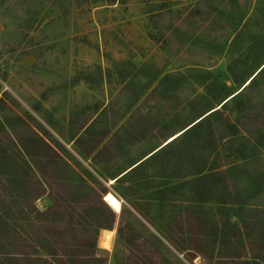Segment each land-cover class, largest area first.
I'll use <instances>...</instances> for the list:
<instances>
[{
  "label": "rangeland",
  "instance_id": "1",
  "mask_svg": "<svg viewBox=\"0 0 264 264\" xmlns=\"http://www.w3.org/2000/svg\"><path fill=\"white\" fill-rule=\"evenodd\" d=\"M263 58L264 0H0V146L7 156L0 169V215L15 230L9 239L46 244L45 235L30 229L18 211L25 210L33 223L42 218L27 206L30 200L16 181L33 159L21 142L35 152L28 142L37 132L68 165L47 175L107 190L102 198L112 201L116 218L112 239L111 229L99 234V245L109 246L99 252L105 264H213L212 236L203 240L198 233L212 231L219 220V188L204 202L199 187L181 182L193 177L194 167L205 173L217 164L216 169H227L233 190L238 178L248 181L247 173L263 171L257 158L264 163V148L256 156L242 153L239 143L230 146L218 134L212 148L214 135L204 142L195 132L170 140L206 105L217 107L224 90L239 88L230 68L239 79L249 75L247 84ZM242 95L251 105L238 116L239 137L260 145L264 80ZM228 105L235 107L232 101ZM85 128L106 133L97 149L118 131L109 145L113 158L101 163L108 171L127 168L170 141L157 159L168 160L171 176L159 175L162 161L142 178L113 182L93 154L74 142ZM60 181L50 180V186ZM163 187L168 189L160 196L156 191ZM258 193L245 212L264 209V191ZM35 203L43 210L50 199L45 193ZM233 250L240 251L238 244ZM37 254L56 258L39 246Z\"/></svg>",
  "mask_w": 264,
  "mask_h": 264
},
{
  "label": "trees",
  "instance_id": "2",
  "mask_svg": "<svg viewBox=\"0 0 264 264\" xmlns=\"http://www.w3.org/2000/svg\"><path fill=\"white\" fill-rule=\"evenodd\" d=\"M229 72L238 83L239 88L231 91L229 89L224 90L222 97L217 102V107L206 105L203 111L190 117L180 128L181 132L170 140L171 142L179 137L185 139L186 135L195 132L200 134V141L204 142L208 140L209 134L214 135L212 139L214 145H210L212 148H216L218 145L215 141V134L225 138L227 142L229 141L230 146L239 143L241 147L238 145L237 148L242 153L248 151V154L256 156L255 154L264 148L263 141L258 145V143L248 141V138L241 140L245 137H239V127L237 125L239 122L238 116L244 117V114L248 113L246 111L247 105H251V100L243 98V90L254 85L258 82V79L264 80V58L254 67L247 84L244 83L249 75L244 79H239L234 69L230 68ZM115 75L118 76V68L115 70ZM260 76L261 78H258ZM166 77L168 75L163 76V78ZM230 101L235 103L234 108L228 105ZM16 116L19 118V115ZM232 116L235 117L237 122L231 119ZM5 118L10 119V117ZM206 126L208 128H205ZM117 134L118 131H115L112 137H109L106 143L97 149L106 133L95 135L93 131L85 128L82 133L75 137L74 142L84 154H93L92 160L101 165L102 162L113 158L110 154L109 145H111L113 137H116ZM29 137L30 142L28 140L27 142L37 150L30 152L28 147L21 142L23 151H26L27 155L29 154L28 156L33 159L32 163H28V160H26L28 171L20 175L22 179L16 181L21 189L23 188L22 196L28 197L30 200L26 202L27 206L32 207V211L42 216V218L35 220L37 223H33L25 210L18 207V211L28 225L30 224V229L45 235L46 244L40 245L41 243H39L35 245L33 242L23 241L21 238L9 239L8 236L15 230L11 228L6 216L0 215V264H105V257L96 255L97 235L101 228H112L116 218L114 212L116 208L112 201L109 198L106 200L102 198L103 193L107 190L105 188L101 190L92 184L76 185L55 175H47L48 170L50 173H58L61 163L68 165L57 160L58 156L55 154L53 147L42 134L33 132ZM170 141L132 161L127 168L119 166L108 171V166L101 165L102 169L114 182L122 183L126 179L133 178L134 175L144 177L147 169L156 166V164L161 165L163 161L165 168L159 175L162 177L171 176V173H166L168 160L165 162L164 158L157 159L171 146ZM105 151H107V155L103 158L102 154ZM4 154L6 153L0 146V169H2V159L7 157ZM257 159H259L258 163L261 169V165L264 166V163L260 161L261 158L258 157ZM154 160L155 163H153ZM240 165L244 167L242 164ZM218 166L217 164L212 166L205 173H202L201 167H194L189 171V174L193 177L181 182V184L199 187L201 189L199 200L204 202L214 198L215 190L219 188V195L216 200L222 206L219 211L221 228L218 229L217 221H215L212 231H199L198 234L203 240L208 236H212V244H214L217 235H219L221 242L229 241L231 237L235 238L237 242H241L242 237H244L248 241L251 256L254 257L252 264H264V209L254 208L248 212L244 211V207L248 205L253 207L251 205L252 198L258 195V192L264 191V167L262 168L263 171L260 170L261 172L258 171L252 175L247 173L246 180L249 179L248 181L242 182L238 178L239 186L232 190L225 178L224 171L226 172L227 169L218 170L216 169ZM231 169H234V167ZM0 171L3 172V170ZM84 172L87 176L93 178L89 170L84 169ZM25 177L29 179H25ZM56 179L61 181L56 182L54 188L50 186V180ZM143 180H147V178ZM167 189V187L160 188L156 193L160 192L159 195L164 196ZM45 193L50 199V204L45 209L39 210L34 201ZM230 206L236 207L231 208ZM250 218H252V223L249 221ZM233 221H239L242 225L240 227L235 226ZM99 240L100 236L98 237V243ZM38 246L45 249L49 255L56 256V258L50 260L39 256L37 254ZM243 247L245 246L242 244ZM224 262L227 264H250L248 261L234 262L220 259L218 264H225Z\"/></svg>",
  "mask_w": 264,
  "mask_h": 264
},
{
  "label": "crops",
  "instance_id": "3",
  "mask_svg": "<svg viewBox=\"0 0 264 264\" xmlns=\"http://www.w3.org/2000/svg\"><path fill=\"white\" fill-rule=\"evenodd\" d=\"M150 151L152 152V150H150ZM113 182H114V180H113ZM38 198H40V197H38ZM38 198H36V199H38ZM34 204L37 207L35 201H34ZM217 224H218V227H219L218 229H220L221 228V223H220L219 220H217ZM233 224L235 226H238V227H240L242 225L239 221H233ZM101 229L99 230V233L97 235V241H96V255L97 256H100L99 252H106L109 249V246L101 247L99 245V243H98V237H99V234L101 232ZM107 229H111L112 230V237H111V239H112L113 238V228H107ZM237 244H238V248L240 249V251H238V253H235L233 249H235L237 247ZM242 244L245 247L242 248ZM200 248H202V247H198L197 248L199 250V252L201 251ZM213 252H214V256L212 258H213L214 264H218L219 259L222 260V261L229 260V261H234V262L248 261V262H250V264H252V260L254 259V257L251 256L250 250L248 248V241L244 237H242V241L241 242H237V240L235 238H233V237H231L229 241L226 240L224 242H221L220 238H219V235H217L216 239H215V242L213 244ZM213 252H212V254H213ZM102 257H105V256H102ZM105 261H106V257H105ZM225 264H227V263H225Z\"/></svg>",
  "mask_w": 264,
  "mask_h": 264
}]
</instances>
